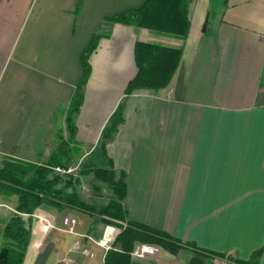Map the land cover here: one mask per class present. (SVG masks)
Segmentation results:
<instances>
[{"label": "crops", "instance_id": "1", "mask_svg": "<svg viewBox=\"0 0 264 264\" xmlns=\"http://www.w3.org/2000/svg\"><path fill=\"white\" fill-rule=\"evenodd\" d=\"M144 0H0V158L45 164L67 141L64 110L90 55L83 102L73 115L79 161L125 175L126 218L181 244L264 264V0H194L187 37L103 21ZM136 42L182 46L169 84L125 96ZM123 122L105 142L118 105ZM73 149V148H72ZM5 198L11 203L5 201ZM17 197L0 191L2 230ZM99 209L39 207L29 219L22 264H104L99 241L110 218ZM119 223V222H117ZM121 224V223H119ZM193 253L163 249L130 264H189Z\"/></svg>", "mask_w": 264, "mask_h": 264}, {"label": "trees", "instance_id": "2", "mask_svg": "<svg viewBox=\"0 0 264 264\" xmlns=\"http://www.w3.org/2000/svg\"><path fill=\"white\" fill-rule=\"evenodd\" d=\"M80 1V0H79ZM194 0H144L136 9L126 10L103 21L122 25H133L159 34L184 40L190 28L191 6ZM105 34L95 33L80 55L81 77L73 95L64 110V120L68 133L67 141L60 142L45 164H32L13 158L3 157L0 162V191L5 195L17 197L14 212L11 213L2 230L0 244V264H22L30 239L29 219L36 210L47 205L55 209L73 207L91 211L89 204L78 195L80 178L92 175L95 181L103 183L111 196L98 213L119 228L110 248L106 251L104 264H130L131 252L136 245H154L170 254H176L184 247L192 250L189 264H216L217 260H229V256L204 252L193 244H181L171 235L151 226L127 220L123 205L126 196L125 175L118 176L111 166L99 168L89 162H81L76 174L67 172L73 166L70 144L74 140L75 125L73 115L83 102V87L90 74V55ZM182 46L169 47L157 43L136 42L133 58L135 75L128 81L124 95L139 89L158 90L166 87L177 69ZM122 104L118 105L101 133L103 144L123 122ZM61 169L60 174L55 169ZM96 189L98 187L93 186ZM121 224H119V223ZM260 251L255 252L248 261L232 260V264H258Z\"/></svg>", "mask_w": 264, "mask_h": 264}, {"label": "rangeland", "instance_id": "3", "mask_svg": "<svg viewBox=\"0 0 264 264\" xmlns=\"http://www.w3.org/2000/svg\"><path fill=\"white\" fill-rule=\"evenodd\" d=\"M72 148H73V152H72V163H73L72 166L73 167L67 172L76 174L77 169L79 168L81 163L79 161L78 149H76L74 146H72ZM1 160L2 158H0V162ZM55 171L60 174L64 173L63 170L58 169V168H56ZM80 181L81 183L77 191L82 201L89 204L92 209H97V210L107 204L108 199L111 196V191L103 183L95 181L92 175L82 176L80 178ZM95 185L98 187V189L96 190L93 187ZM9 200L5 198V201L8 203V206H9V203H11ZM7 212L12 213L9 210ZM216 264H227V262L225 263L223 261H217Z\"/></svg>", "mask_w": 264, "mask_h": 264}, {"label": "built area", "instance_id": "4", "mask_svg": "<svg viewBox=\"0 0 264 264\" xmlns=\"http://www.w3.org/2000/svg\"><path fill=\"white\" fill-rule=\"evenodd\" d=\"M117 234V229L114 227H108L103 232L102 237L99 241L92 240L89 236L77 234L74 241L72 242L71 249L74 252H77L87 258H92L93 253L88 248L84 247L81 244V239L85 238L89 241L95 243L98 246L103 247L106 251L110 248L111 243L113 242ZM159 248L154 245H145L139 244L136 245L134 250L131 252V257H143L145 255H155L158 252Z\"/></svg>", "mask_w": 264, "mask_h": 264}]
</instances>
